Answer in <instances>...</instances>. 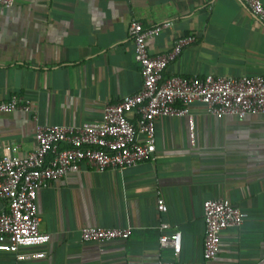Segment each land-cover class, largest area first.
<instances>
[{
	"label": "crops",
	"instance_id": "1",
	"mask_svg": "<svg viewBox=\"0 0 264 264\" xmlns=\"http://www.w3.org/2000/svg\"><path fill=\"white\" fill-rule=\"evenodd\" d=\"M131 20L143 27L171 23L146 40L151 55L169 51L179 36L194 37L165 75H264V24L242 0H14L0 7V102L17 95L30 100L31 112L0 111V156L32 151L37 124L99 123L106 104L139 91ZM189 108L193 131L187 117L157 118L155 152L138 164L84 166L49 181L37 204L39 229L50 239L18 251L45 257L19 259L0 250V264H157L175 258L159 237L176 230L180 260L197 262L202 203L212 198L228 199L247 214L240 226L221 232L213 264H258L264 259V115L217 118L202 103ZM157 197L166 212L157 210ZM95 225L129 226L132 233L102 249L79 236L81 227Z\"/></svg>",
	"mask_w": 264,
	"mask_h": 264
},
{
	"label": "built area",
	"instance_id": "2",
	"mask_svg": "<svg viewBox=\"0 0 264 264\" xmlns=\"http://www.w3.org/2000/svg\"><path fill=\"white\" fill-rule=\"evenodd\" d=\"M253 15L264 24V3L242 0ZM14 0H0V7H10ZM163 22L152 27L131 20L128 36L133 42L134 59L140 66L142 86L136 93L118 102L106 104L99 123L37 124L36 145L23 156L11 152L0 156V250L17 253L19 259L45 257L44 252L18 253L21 248L43 245L50 236L39 229L37 194L49 181L84 166L96 169L131 167L153 156L156 147V119L161 116L187 117L189 130L194 118L189 105L202 103L206 111L217 117L244 118L249 114L264 115V75L240 78L206 75L198 78L185 75H165L167 65L194 41L191 35L174 39L169 51L151 55L146 40L156 37L170 26ZM16 109L31 112L29 99L14 95L0 102V111ZM134 115V119L130 118ZM156 207L166 212L162 197ZM204 241L202 258L197 262L180 260L181 232L159 237L161 247L170 246L175 258L159 260L157 264H213L220 251L221 232L240 226L247 214L228 199H206L202 203ZM169 224H160L167 229ZM132 233L129 226H83L79 229L82 242L103 245L125 240ZM258 264H264L262 259Z\"/></svg>",
	"mask_w": 264,
	"mask_h": 264
}]
</instances>
